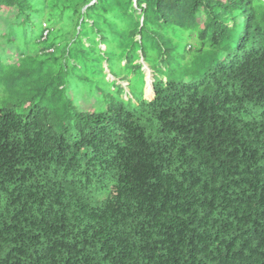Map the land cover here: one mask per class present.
I'll use <instances>...</instances> for the list:
<instances>
[{
    "label": "trees",
    "instance_id": "trees-1",
    "mask_svg": "<svg viewBox=\"0 0 264 264\" xmlns=\"http://www.w3.org/2000/svg\"><path fill=\"white\" fill-rule=\"evenodd\" d=\"M4 10L0 264H264V1Z\"/></svg>",
    "mask_w": 264,
    "mask_h": 264
},
{
    "label": "rangeland",
    "instance_id": "rangeland-1",
    "mask_svg": "<svg viewBox=\"0 0 264 264\" xmlns=\"http://www.w3.org/2000/svg\"><path fill=\"white\" fill-rule=\"evenodd\" d=\"M264 1V0H262ZM16 17V14L14 13V11H7V10H4V11H0V49L2 50V57L4 55V51H6L7 55H11L12 53L9 52V49L6 47V44L4 43L5 41L1 38L2 34L5 33L6 31V28H8V25L10 24V22H12V20H14V18ZM11 49L13 48V46L10 47ZM101 49L103 50L104 47L101 46ZM4 50V51H3ZM14 50V49H12ZM14 54V52H13ZM17 59L16 55L13 57V60ZM141 62V60H140ZM147 67L144 66L143 67V72L145 74V87H144V99L145 100H151L150 97V94H151V88H150V85H147V83H151L152 81V74H150V72L146 69ZM107 80L108 81H111L113 80L112 78H110L109 76H107ZM116 84H119L121 85V87L125 88L126 84L124 82L120 83V82H117ZM75 93V92H74ZM87 90L86 88L83 89L81 91L80 94L76 95V94H72L73 95V99H75L74 103L75 104H78L80 109H84L86 111H90L92 110L93 106L95 108V106H97V102L92 99V96H87ZM81 95V96H79ZM127 95L124 94L123 95V99H127ZM86 102V103H85Z\"/></svg>",
    "mask_w": 264,
    "mask_h": 264
},
{
    "label": "clouds",
    "instance_id": "clouds-1",
    "mask_svg": "<svg viewBox=\"0 0 264 264\" xmlns=\"http://www.w3.org/2000/svg\"><path fill=\"white\" fill-rule=\"evenodd\" d=\"M141 63H142V61H141ZM148 71H149V69L148 68H146ZM150 72V74H151V71H149ZM106 73H107V71H106ZM107 76H109V75H107ZM110 78H112L111 76H109ZM113 79V78H112ZM114 80V79H113ZM117 82H120V83H122V82H124V81H120V80H117ZM125 84H126V86H125V88H124V90H125V94L127 95V97L129 96V92H128V89H127V83L126 82H124ZM151 91H152V98H151V100H147V101H152L153 100V98H154V93H153V87H152V84H153V79H152V81H151ZM119 85V84H118ZM121 86V85H120ZM145 92V91H144Z\"/></svg>",
    "mask_w": 264,
    "mask_h": 264
},
{
    "label": "bare ground",
    "instance_id": "bare-ground-1",
    "mask_svg": "<svg viewBox=\"0 0 264 264\" xmlns=\"http://www.w3.org/2000/svg\"><path fill=\"white\" fill-rule=\"evenodd\" d=\"M149 85V84H148Z\"/></svg>",
    "mask_w": 264,
    "mask_h": 264
},
{
    "label": "water",
    "instance_id": "water-1",
    "mask_svg": "<svg viewBox=\"0 0 264 264\" xmlns=\"http://www.w3.org/2000/svg\"><path fill=\"white\" fill-rule=\"evenodd\" d=\"M152 89V88H151Z\"/></svg>",
    "mask_w": 264,
    "mask_h": 264
}]
</instances>
